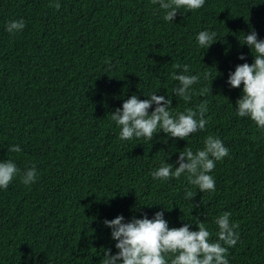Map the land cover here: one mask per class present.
<instances>
[{"label":"trees","instance_id":"16d2710c","mask_svg":"<svg viewBox=\"0 0 264 264\" xmlns=\"http://www.w3.org/2000/svg\"><path fill=\"white\" fill-rule=\"evenodd\" d=\"M165 14L153 0H0V162L20 170L0 188V264H103L105 249L119 251L105 220L160 211L170 229L203 222L212 241L216 218L230 212L239 239L229 264H264V129L237 115L243 85L228 83L237 65L254 63L245 36L264 40V0H205L173 21ZM21 19L23 30H6ZM204 30L217 33L207 49L197 40ZM185 64V75H199L188 101L173 93ZM152 93L171 100L173 116L206 101L205 129L121 140L111 114ZM208 135L229 150L209 173L215 191L201 192L186 173L152 178L162 161L179 167L180 152L202 149ZM33 165L37 178L25 185Z\"/></svg>","mask_w":264,"mask_h":264},{"label":"clouds","instance_id":"9594fccd","mask_svg":"<svg viewBox=\"0 0 264 264\" xmlns=\"http://www.w3.org/2000/svg\"><path fill=\"white\" fill-rule=\"evenodd\" d=\"M159 3L165 10L164 19L173 21L179 9L196 10L201 8L205 0H153ZM57 10L60 4H50ZM24 21H10L6 26L9 33L23 30ZM217 33L207 30L199 32L197 40L202 48L211 46ZM252 50L255 59L249 65L244 63L237 65L234 73L229 74L228 83L232 88H240L243 85L242 97L236 101V110L239 117H249L260 128L264 129V40H258L257 33L252 31L244 38V42ZM240 60L245 56L241 54ZM180 69L179 64L174 65ZM189 71V65H183L182 72L174 76L179 82V87L173 89L176 96L185 101L190 99V86L197 83L199 75H185ZM207 90H202L204 95ZM148 99L140 100L132 95L125 100L122 108H118L111 114V119L121 128L119 138L130 140L133 137L152 140L155 133L161 130L171 138L185 139L197 130L205 129L208 120L205 119L207 102L198 105L197 110L191 108L173 116L170 112L171 100L164 96L152 93ZM155 104L154 111L149 114V109ZM9 152L19 153V145L8 147ZM229 150L224 143L212 135L204 140V147L195 153L191 148L181 151L174 167L166 161L151 173L154 180L179 179L182 174H187L188 182L198 186L201 192L215 191V180L209 175L215 168L217 161L228 156ZM186 160V162H185ZM20 170L11 160L0 162V188L7 189L9 184ZM37 170L33 165L24 171L21 179L25 185L35 182ZM193 192L186 193V199L192 200ZM230 212H224L215 220L218 226L217 240L212 241V233L203 222L197 224L198 230L191 231L190 226L185 224L179 228H169L164 219L163 211L155 213L152 219L146 215L141 219L133 218L125 223L124 217L118 215L112 220H105L106 227L111 228L112 239L117 241L115 247L119 250L112 255L111 249L104 250L103 264H229L227 257L228 248L234 247L239 239V228L236 223H230ZM222 242V243H221ZM222 244L224 246H222Z\"/></svg>","mask_w":264,"mask_h":264}]
</instances>
